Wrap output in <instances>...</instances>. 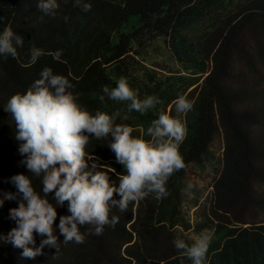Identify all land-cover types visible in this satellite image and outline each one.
Listing matches in <instances>:
<instances>
[{"label": "trees", "instance_id": "obj_1", "mask_svg": "<svg viewBox=\"0 0 264 264\" xmlns=\"http://www.w3.org/2000/svg\"><path fill=\"white\" fill-rule=\"evenodd\" d=\"M38 2L0 0V32L11 26L24 40L16 58L0 56V199L17 194L0 207V234L16 227L9 212L21 195L13 176L28 175L43 196L42 177L22 163L26 157L19 152L15 122L4 106L12 95L25 93L45 67L67 77L74 86L70 91L93 114L119 112L116 123L132 126L134 136L145 133L161 110L174 116L173 101L186 95L194 102L182 118L188 130L180 146L186 167L167 181V198L149 194L124 213L113 208L119 223L105 226L102 235H88L83 244L63 242L59 217L70 213L67 202L56 206L58 252L45 246L43 255L22 259V249L0 241V264H191L173 243L179 227L212 232L207 264H264V194L259 191L264 186V0H87L92 4L87 13L74 0H58L55 17L44 15ZM155 41L185 75L158 76L144 66ZM33 46L44 55L30 64ZM58 50L62 55L55 60ZM120 77L141 99L155 95L161 103L141 115L128 113L127 102L107 96L101 102L103 87H116ZM218 136L220 171L209 203L194 204L199 213L191 225L182 210L185 179L191 167L212 162ZM110 142V136L90 137L86 151L118 184L123 169ZM53 196L48 199L55 206ZM44 238L35 235L36 246Z\"/></svg>", "mask_w": 264, "mask_h": 264}, {"label": "clouds", "instance_id": "obj_2", "mask_svg": "<svg viewBox=\"0 0 264 264\" xmlns=\"http://www.w3.org/2000/svg\"><path fill=\"white\" fill-rule=\"evenodd\" d=\"M74 6L85 13L92 8L87 0H74ZM37 7L44 15L55 17L60 4L58 0H39ZM23 44V38L14 33L11 26L0 32V56L16 58L17 48ZM42 55L43 50L33 46L29 63L35 64ZM52 55L60 60L62 51ZM73 87L67 77L45 67L25 93L12 95L4 106V111L15 122L19 152L26 157L22 163L32 175L42 177L43 185L42 196L34 189L28 175L11 178L21 200L18 207L9 212L16 227L6 236L0 234V241L22 249V259L43 255L45 246L58 252V237L54 234L56 206L62 207L67 202L70 213L59 217L58 229L63 242L83 244L88 235H102L105 226L114 228L119 223V216L111 215L113 208L124 213L130 203H139L149 194H154L157 200L167 198L170 194L167 181L186 167L180 146L188 130L179 114L194 107V102L186 95L180 94L173 101L177 116L161 110L145 133L134 136L132 126L116 123L119 112L109 115L97 110L93 114L78 102V97L70 91ZM102 91L101 102L105 96L112 101L127 102L128 113L136 111L143 115L161 103L155 95L141 99L125 77L116 81V87L104 86ZM109 136L108 147L123 169L118 184L112 183L106 171L98 170L105 165L96 163L97 158L86 151L90 137L100 140ZM89 161H93L91 165ZM52 193L55 206L48 199ZM16 195L5 193L0 207L5 199L14 200ZM82 227L86 228L85 232L81 231ZM35 235L45 237L39 246H36ZM211 240V234L202 231L191 244L183 238L173 243L191 264H207Z\"/></svg>", "mask_w": 264, "mask_h": 264}, {"label": "rangeland", "instance_id": "obj_3", "mask_svg": "<svg viewBox=\"0 0 264 264\" xmlns=\"http://www.w3.org/2000/svg\"><path fill=\"white\" fill-rule=\"evenodd\" d=\"M144 66L149 70L157 72L158 76H165L167 71H175L179 72L178 75H185L184 72L179 70V67L159 41H155L148 49ZM177 115L178 114L174 110V116ZM183 115L184 114H179V118L182 119ZM221 153L222 142L220 136H218L211 147L212 162L207 164L204 168L191 167L187 173L184 183L182 210L191 225L195 224L198 220L196 216L197 212L199 213V209L194 207V204L198 203L199 205H203L205 202L209 203L211 199L213 184L220 171ZM189 185L192 187L189 188ZM259 191L264 194V186H261ZM204 231H207L212 236L211 231ZM201 232H197L193 228L186 231L179 227L175 230V236L176 239L183 238L187 243L191 244L193 238L198 236Z\"/></svg>", "mask_w": 264, "mask_h": 264}]
</instances>
